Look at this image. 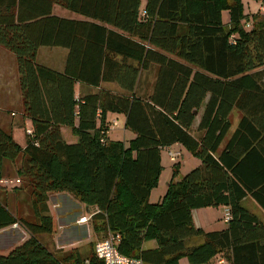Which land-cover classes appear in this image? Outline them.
<instances>
[{
    "label": "trees",
    "instance_id": "trees-1",
    "mask_svg": "<svg viewBox=\"0 0 264 264\" xmlns=\"http://www.w3.org/2000/svg\"><path fill=\"white\" fill-rule=\"evenodd\" d=\"M54 6L81 19L55 16ZM0 46L15 57L32 131L22 148L0 129V179L8 160L20 182L13 191L30 190L35 220L0 201V230L18 224L28 236L0 264H97L94 245L85 259L38 239L53 231L47 203L56 194L93 209L92 231L118 236L121 254L147 264L218 255L264 264V221L243 205L250 198L264 212V14L249 18L240 0H0ZM40 48L67 51L61 72L36 62ZM76 83L99 90L77 98ZM234 110L241 117L229 135ZM108 113L125 117L129 143L107 137ZM174 144L200 165L174 181V164L164 195L150 202L160 150ZM218 207L229 211L225 229L194 225L192 211ZM149 241L156 247L142 250Z\"/></svg>",
    "mask_w": 264,
    "mask_h": 264
},
{
    "label": "crops",
    "instance_id": "crops-1",
    "mask_svg": "<svg viewBox=\"0 0 264 264\" xmlns=\"http://www.w3.org/2000/svg\"><path fill=\"white\" fill-rule=\"evenodd\" d=\"M55 7L56 6L53 7V11H52L53 15L55 16H58L61 18H67V19H81L80 17L74 18L70 16H61L56 11ZM46 49H49V50H46ZM66 55H67V51L65 49L40 48L36 56V62L52 70L61 72L64 68ZM100 87L102 89L104 88L110 91L111 90L116 91V86L114 84H101ZM98 90H99L98 88H94V87L81 84V83H76L74 86V92L77 98L83 95H86V94L97 93ZM114 115L116 114L108 113L106 115V121L109 127L111 126V123L114 121L113 119ZM123 118H124V123H125V117L123 116ZM199 118H200V115H198L196 119L194 120L193 125H192L193 130L197 128V125L199 123ZM0 129L10 134L12 138L14 139V141L22 148L24 147L25 142H26V130H31L30 120L24 118L23 116V107H22L21 94H20L19 85H18V73H17L15 57L10 51L6 50L5 48L1 46H0ZM64 133H67L69 135L68 138L64 139ZM129 133H130V137L132 140L134 138V134L131 133L130 131ZM61 135L64 141L68 140V141H65L68 144H73L77 141V138L71 135V132L68 128L62 127ZM16 136H18L17 137L18 139L21 138V140L23 141L22 144L16 141L17 140ZM108 136L109 134L107 131V137ZM173 147L178 148L182 146H180L179 144H174L168 147V149L172 151ZM14 176H15V173H14L12 164L8 160H3L1 177L11 178ZM17 187L18 186H15V185L10 186V187L0 186V201L1 203L5 204L8 211L12 213L13 215H16V209H17V203H16L17 192L16 191L14 192L13 189ZM165 191L163 193H160L155 198V200H152L150 202L159 201L161 197L164 195ZM57 195H66L67 197H71L70 195H67V194H57ZM75 203H77L81 208H84V210L87 213L93 211V209L86 208L84 205L80 204L77 201H75ZM207 209H210V208H204V209H198V210L192 211V219H193L194 225L198 228H201L205 232L219 231V230L225 229L227 227V223L224 222L223 218H224V214L227 208L226 207L217 208V209H222V212H223L221 220L224 225L222 227H217L220 225H216L212 223V220H209L205 216ZM247 210L251 214L255 215L261 221H264V212L262 211V209L258 210V208L255 207L254 209H247ZM86 216L89 217L88 214H86ZM81 217L82 215L79 217V219L76 220L77 224ZM86 222H82L80 224L83 225V224H86ZM60 228L63 229L64 231L63 226H61ZM60 235H62V233ZM27 237H28L27 234L18 224H14L10 227L0 230V254L6 255L11 249H13L14 247L20 245L23 241H25ZM59 237L60 236H57L56 242L53 243L54 244L53 248L55 250H63L64 252H66L67 249L68 250L75 249V248L78 249L77 244L70 243L69 245H67ZM88 239L92 240V236L89 231H88ZM146 245H149V246H146ZM155 247H156L155 242L149 241V242L143 243L142 250L154 249ZM84 258L86 259L87 257H84ZM225 263H226L225 258H223L220 255L216 256L210 262V264H225ZM179 264H180V261H179Z\"/></svg>",
    "mask_w": 264,
    "mask_h": 264
},
{
    "label": "rangeland",
    "instance_id": "rangeland-1",
    "mask_svg": "<svg viewBox=\"0 0 264 264\" xmlns=\"http://www.w3.org/2000/svg\"><path fill=\"white\" fill-rule=\"evenodd\" d=\"M143 2V1H142ZM243 8L244 15H247L249 18L252 15H255L257 13L264 14V0H240ZM263 8V10H262ZM56 11L61 16H70L77 18L79 16L72 14L68 12L67 10L56 6ZM222 22L226 24L227 22V13L222 12ZM250 21L247 20L244 24L245 29H248L247 24H249ZM49 50V49H46ZM112 91V90H111ZM117 91V88H116ZM112 91V92H116ZM240 113L236 110H234L229 117L231 128L229 135L235 130L237 123L240 119ZM115 120V126H110L108 128V134L109 138L112 141H120L124 144L129 143L131 140L129 131H126L124 128V118L121 114L114 115ZM68 134L64 133V139L68 138ZM16 141L19 143H23L21 138H17ZM68 141V140H65ZM173 152L178 153V157L175 159V161H170L169 157L167 156V152L165 149L160 150V164L162 167L158 183L155 189H153L149 196V201L155 200V198L165 191L167 188V184L172 178V170L174 164H179V169L177 173V178L174 179V181L180 180L185 174H187L189 171L194 169V167L199 166L200 162L199 160L192 156L186 149L183 147L175 148L173 147ZM19 163V161H18ZM17 163V164H18ZM22 185V184H21ZM75 199L72 197H67L66 195H50L49 201H48V209L49 214L52 218V224H53V231L51 234H45L39 236V240L42 244H44L49 250L55 251L53 248V243L56 242L57 236H60L59 238L63 240L67 245L70 243H75L78 246V250L81 253L82 257H87L91 253V247L93 245L100 241L102 239V236L100 234H96L92 231L91 227V221L89 217L86 216V214L90 215V212H86L84 208H81L77 203H75ZM16 203H17V209H16V216L22 217L28 221L34 222V217L31 209V196H30V190L28 188H24L21 191L17 192L16 195ZM243 205L247 209H254L255 207L258 208V210H261L251 199L247 198L245 201H243ZM252 207V208H250ZM219 208V207H218ZM222 209L217 208H210L207 209V212L205 216L212 220V223L216 225H220L217 227H222L224 224L222 222ZM85 216L87 219L86 224L81 225V221H78V225L76 220L79 219L80 216ZM220 219V220H219ZM74 220V222H73ZM63 226V229L60 227ZM88 227V228H87ZM66 228V229H65ZM90 232L92 236V240L88 239V231ZM62 233V235H60ZM110 234L107 235L106 238H109ZM70 239V240H69ZM149 246V245H146ZM69 248V247H67ZM72 250V249H70ZM67 251H69L67 249ZM216 262V261H215ZM180 264H188L187 259L182 258L180 259ZM225 264H229L227 261Z\"/></svg>",
    "mask_w": 264,
    "mask_h": 264
},
{
    "label": "built area",
    "instance_id": "built-area-1",
    "mask_svg": "<svg viewBox=\"0 0 264 264\" xmlns=\"http://www.w3.org/2000/svg\"><path fill=\"white\" fill-rule=\"evenodd\" d=\"M112 126H115V120L111 123ZM31 130H26V134L31 135ZM167 152V156L169 157L170 161H175L178 157V153L170 151L168 148H165ZM19 179L15 178H1L0 179V186L3 187H10L13 185H19ZM229 211L226 209L224 214V222H228L229 218ZM81 222H86L87 219L85 216L80 218ZM119 242L118 236H110L109 238H105L100 240L94 244V257L96 259L97 264H147L142 259L136 257H128L121 254L118 249L117 245ZM83 264H90L88 260H85Z\"/></svg>",
    "mask_w": 264,
    "mask_h": 264
}]
</instances>
